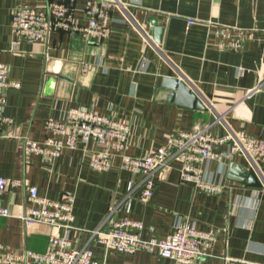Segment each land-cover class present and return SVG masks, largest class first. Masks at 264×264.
I'll return each mask as SVG.
<instances>
[{
  "label": "crops",
  "instance_id": "1",
  "mask_svg": "<svg viewBox=\"0 0 264 264\" xmlns=\"http://www.w3.org/2000/svg\"><path fill=\"white\" fill-rule=\"evenodd\" d=\"M55 1L0 0V64L19 85L4 92L11 123L0 134V178L15 184L1 197L11 217L0 220V245L18 253L46 252L52 230L25 227L18 219L39 207L29 201L28 187H34L50 201L73 197L72 230L58 233L72 248L90 247L98 263L173 264L143 251L106 253L93 243L90 233L117 206L112 218L140 223L138 233L145 240L165 238L185 223L209 234V256L197 264H264V196L247 185L248 174L239 175L252 172L259 184L243 157L202 165L205 178L223 186L218 195L180 181V164L172 162L155 178L151 200L141 204L140 176L121 169L119 154L94 141L62 149L57 158L28 150L31 144L53 150L49 140L61 138L47 131L46 123L64 121L72 109L126 124L125 154L136 159L179 132L208 125L214 136L235 132L264 141V0H118L124 7L112 10L106 38L53 31L45 40L15 44L12 14L24 8L44 11ZM63 1L85 25V0ZM216 26L232 37L237 30L251 37L239 50H219ZM173 80L188 87L205 110L178 104L164 87ZM260 84L263 91L246 98ZM95 154L109 162L110 170L91 169Z\"/></svg>",
  "mask_w": 264,
  "mask_h": 264
},
{
  "label": "built area",
  "instance_id": "2",
  "mask_svg": "<svg viewBox=\"0 0 264 264\" xmlns=\"http://www.w3.org/2000/svg\"><path fill=\"white\" fill-rule=\"evenodd\" d=\"M124 7L118 0H85L84 11L87 16L85 25L78 24L65 2L56 0L44 11L29 8L19 9L12 14L11 28L20 39L45 40L50 32L62 31L79 34L83 38H106L111 32V13L114 8ZM195 21L188 20L192 25ZM213 34L219 39V50H239L243 41L251 37L248 32L237 30L232 37L227 28L216 26ZM19 85L10 82L8 67L0 64V134L11 123L5 113V94L9 87ZM261 84L246 92V98L261 92ZM211 125L193 132H179L170 137L165 146L152 150L143 158H132L125 154L129 127L119 121L110 120L98 114L72 109L62 122L48 121L47 131L61 140H49L53 150H45L36 144L29 146V151L41 153L46 157L57 158L62 149L75 150L78 144L96 142L107 152H115L120 157V168L140 176V193L138 201L148 203L154 192L155 178L166 170L172 162L180 164L179 177L183 183H190L195 188L209 195H218L223 186L205 178L202 165L206 162H222L235 156L245 158L249 168L257 175L260 186L253 191L257 196H264V141L240 133L229 132L219 136L210 134ZM224 148L225 152L221 151ZM101 154H95L90 167L95 172L110 170L109 162L102 160ZM8 179L0 178V220L11 217L9 210L2 205L1 197L7 187L14 185ZM29 201L39 207L27 209L18 216L25 227L34 225L48 226L52 233L48 239L47 250L43 254L33 252H12L0 245V264H101L93 259V251L87 245L72 248L67 236H60L58 231L66 233L72 230L74 220L72 208L73 197L65 202L50 201L40 198L34 187H28ZM129 197V196H128ZM127 197V199H128ZM117 211L113 206L99 228L90 233L93 243L104 252L134 255L143 251L158 254L161 258L171 260L173 264H197L208 257L212 247L209 234L198 232L191 224L177 226L172 234L165 238L142 239L139 231L142 225L129 220L112 218Z\"/></svg>",
  "mask_w": 264,
  "mask_h": 264
},
{
  "label": "water",
  "instance_id": "3",
  "mask_svg": "<svg viewBox=\"0 0 264 264\" xmlns=\"http://www.w3.org/2000/svg\"><path fill=\"white\" fill-rule=\"evenodd\" d=\"M161 31L159 30V33ZM158 33V34H159ZM169 87L170 91L172 92L171 97L174 96L177 98L178 104H182L186 107L191 109L197 110H205V107L196 99L194 95L191 94V90L183 84H179L177 80H173L172 82L167 81L164 87ZM242 173V172H241ZM239 173L240 176H245L248 174L247 178L249 179L247 185L251 187H259L260 185L255 180L254 174L252 172H243L242 174ZM243 183V181H242Z\"/></svg>",
  "mask_w": 264,
  "mask_h": 264
}]
</instances>
